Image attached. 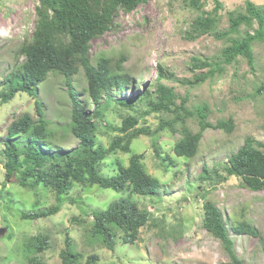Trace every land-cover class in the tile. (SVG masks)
Masks as SVG:
<instances>
[{
    "label": "rangeland",
    "instance_id": "1",
    "mask_svg": "<svg viewBox=\"0 0 264 264\" xmlns=\"http://www.w3.org/2000/svg\"><path fill=\"white\" fill-rule=\"evenodd\" d=\"M218 1L222 6L216 26L224 31L228 26L226 13L244 12L248 0ZM249 1L264 7V0ZM37 6V0H0V92L6 88V78L24 61L20 50L32 41ZM213 9V0H204L203 11L211 13ZM200 15L182 0H149L131 13L105 4L104 19L87 46L93 67L99 60H106L111 74L125 75L132 82L126 93L112 94L110 103L100 107L101 118L96 120L98 145L107 148L120 136L112 129L121 127L128 116L138 119L135 128L150 131L161 120L172 119L170 113L153 110L147 100L134 101L131 109L116 103L155 84L159 68L167 76L162 82L174 91L176 105L185 101L187 112L207 108L206 122L210 127L202 134L194 157L178 158L173 147L180 138L181 127L193 134L198 132L196 116L184 118L183 125L175 124L176 133L165 129L153 137L141 135L131 142L129 153L116 150L101 163V173L109 177L116 174L118 165L127 166L132 155L143 154L145 172L158 180V195H128L140 210L149 213V222L140 230L139 239L132 245L118 242L113 251L91 243L87 231L92 218L85 213L103 211L110 202L126 196L109 189L73 185L67 198L82 202L81 205L66 204L46 219L20 220L18 211H36L54 204V193L43 186L34 191L23 189L17 184L16 175L5 181L0 164V230L4 229L0 235V264H26L24 243L35 235L48 238V248L39 254L43 264H61L59 254L67 236L84 260L96 254V264H232L220 242L202 227L205 202L214 204L227 223L245 221L258 231V238L230 234L241 264H264V190L251 192L239 178L229 177L224 171L230 155L247 137L264 144V91L256 92L264 83V41L252 46V70L240 57L226 65L221 62V51L228 45L223 39H217L212 32L194 40L186 37ZM196 60L211 66L197 68ZM213 68L220 71L193 85L195 78L206 76ZM71 82L77 93L86 87L81 68ZM38 94L41 110L51 127L62 129L70 121L71 112L65 80L50 74L39 86ZM79 98L84 101L86 95ZM25 113L34 119L38 115L34 100L25 93L0 104V139L10 122ZM220 122H229L231 131L220 129ZM65 141V147L77 145L70 137ZM153 141L158 145L160 159L151 150ZM165 159L174 165L167 160L161 164ZM203 168L209 171L208 180L200 179Z\"/></svg>",
    "mask_w": 264,
    "mask_h": 264
},
{
    "label": "trees",
    "instance_id": "2",
    "mask_svg": "<svg viewBox=\"0 0 264 264\" xmlns=\"http://www.w3.org/2000/svg\"><path fill=\"white\" fill-rule=\"evenodd\" d=\"M148 1L37 0V20L32 41L21 47L20 53L24 61L6 78V88L0 92V104H7L17 94L25 93L34 100L38 115L34 119L25 113L13 119L6 127L5 135L0 139V164L4 169L5 181L16 175L17 184L23 189L34 191L43 186L54 193L55 202L36 211H18L20 220L46 219L56 215L66 204L81 205L82 202L67 198L73 185L109 189L126 196L110 202L103 211L85 213L86 217L92 218L88 223L89 239L92 244L109 251H113L118 242L132 245L139 239L140 230L149 222V213L140 210L128 195L156 196L159 194L160 184L145 172L142 165L143 154L132 155L127 166L118 165L116 174L109 177L101 173V163L116 150L129 153L131 142L141 135L153 137L165 129L176 133L175 124L183 125L184 118L192 116L198 118V132L193 134L181 127L180 138L174 144L173 153L178 158L186 159L196 154L202 134L210 127L206 122L207 108L202 106L195 112H187L185 101L176 105L173 89L162 82L167 76L161 68L157 70L155 84L143 87L139 94L116 103L131 109L134 101L147 100L153 110L170 113L172 119L161 120L159 126L150 131L148 128H135L138 119L128 116L122 120L121 127L112 129L121 135L115 137L107 148L96 143V120L101 118L100 107L110 103L112 94L126 93L132 82L125 75L111 74L106 60H99L96 67H93L87 56V46L104 19L105 4L131 13ZM182 2L186 7L201 12L191 24L186 37L194 40L212 32L217 39H223L228 44L221 51L222 63L231 65L240 57L253 69L252 46L264 41V7H257L251 1H246L244 12L233 10L226 13L228 26L224 31H219L216 23L222 5L218 0H213L214 9L211 13L203 11L204 0ZM194 63L200 69L211 66L206 61L196 60ZM80 68L86 79V87L77 93L71 81ZM218 71L213 68L206 76L195 78L193 85L203 82ZM52 73L65 80L71 105L70 121L62 129L51 127L38 100L39 86ZM140 82L142 81H138ZM263 91L264 83L256 92L261 94ZM81 94L86 95V100L79 98ZM90 106L93 107L92 111ZM217 126L226 132L232 129L229 122H220ZM67 137L76 140L77 145L73 148L63 146ZM151 150L157 159L161 158L154 141L151 143ZM166 160L174 165L170 159L163 160L161 164ZM224 171L229 177L239 178L251 192L263 191L264 144L247 137L242 146L230 155ZM214 173L217 174L216 171ZM208 175L209 171L203 168L200 179L208 180ZM202 210L203 229L220 242L232 264H241L232 234L258 238V231L245 221L227 223L222 212L210 202H205ZM47 248L46 236L35 235L28 238L24 243L26 264H43L39 254ZM59 257L61 264H96L99 261L96 254H91L84 260V256L75 250L68 236Z\"/></svg>",
    "mask_w": 264,
    "mask_h": 264
},
{
    "label": "water",
    "instance_id": "3",
    "mask_svg": "<svg viewBox=\"0 0 264 264\" xmlns=\"http://www.w3.org/2000/svg\"><path fill=\"white\" fill-rule=\"evenodd\" d=\"M4 233V229L0 230V235H2Z\"/></svg>",
    "mask_w": 264,
    "mask_h": 264
}]
</instances>
